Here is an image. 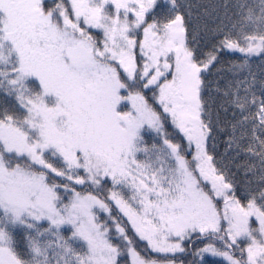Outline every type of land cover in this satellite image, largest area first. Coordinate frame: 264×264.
I'll return each mask as SVG.
<instances>
[{
    "label": "snow or ice",
    "instance_id": "6c2138e0",
    "mask_svg": "<svg viewBox=\"0 0 264 264\" xmlns=\"http://www.w3.org/2000/svg\"><path fill=\"white\" fill-rule=\"evenodd\" d=\"M0 264H264V0H0Z\"/></svg>",
    "mask_w": 264,
    "mask_h": 264
},
{
    "label": "trees",
    "instance_id": "16d2710c",
    "mask_svg": "<svg viewBox=\"0 0 264 264\" xmlns=\"http://www.w3.org/2000/svg\"><path fill=\"white\" fill-rule=\"evenodd\" d=\"M238 55V54H237ZM206 259L208 260V261H212V260H214V259H216V258H211L210 256H208V257H206Z\"/></svg>",
    "mask_w": 264,
    "mask_h": 264
},
{
    "label": "rangeland",
    "instance_id": "374dc122",
    "mask_svg": "<svg viewBox=\"0 0 264 264\" xmlns=\"http://www.w3.org/2000/svg\"><path fill=\"white\" fill-rule=\"evenodd\" d=\"M211 257V256H210ZM211 258H213V257H211Z\"/></svg>",
    "mask_w": 264,
    "mask_h": 264
}]
</instances>
